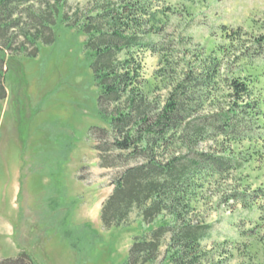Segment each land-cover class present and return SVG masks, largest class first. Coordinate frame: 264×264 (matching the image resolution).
I'll use <instances>...</instances> for the list:
<instances>
[{
	"label": "rangeland",
	"instance_id": "obj_1",
	"mask_svg": "<svg viewBox=\"0 0 264 264\" xmlns=\"http://www.w3.org/2000/svg\"><path fill=\"white\" fill-rule=\"evenodd\" d=\"M91 1L67 0V9L83 10ZM156 5L166 13L156 17L164 26L162 36L175 41L176 52L170 58L174 63L162 54L141 55L149 98L165 101L186 63L211 55L223 66L208 94L207 112L226 108L231 93L226 77L249 83L252 97L239 105L256 104L259 129L251 139L227 145L236 155H251V161L227 181L206 186L193 203L192 217L211 226L202 242L211 264H264V197L242 202L233 196L264 191V0H162ZM55 32V42L40 45L35 56L5 55L0 260L25 252L31 264H127L134 239L149 237L157 224L146 225L135 210L128 224L103 226L102 207L122 170L102 168L95 148L96 130L109 126L99 112L86 36L61 21ZM153 40L164 43L162 37ZM201 149L218 146L210 142ZM169 240L168 235L163 241L159 263Z\"/></svg>",
	"mask_w": 264,
	"mask_h": 264
},
{
	"label": "trees",
	"instance_id": "obj_2",
	"mask_svg": "<svg viewBox=\"0 0 264 264\" xmlns=\"http://www.w3.org/2000/svg\"><path fill=\"white\" fill-rule=\"evenodd\" d=\"M160 1L92 0L83 10L69 11L67 0H0V101L7 98L8 52L35 56L40 45L55 42L58 21L80 30L99 89V112L109 126L95 132L100 166L122 170L102 207L103 226H124L135 210L146 225L157 224L149 237L134 239L127 264H158L168 235L159 264H211L202 247L211 226L194 222L193 203L206 186L227 181L251 161V155H236L227 144L251 139L261 113L255 103L239 105L252 97L249 83L240 77L225 79L231 92L226 108L207 112L208 94L223 66L212 55L187 62L165 101L149 98L142 85L141 55L162 54L167 63H174L170 58L176 52L175 41L162 36L164 26L156 20L160 12L166 14L156 5ZM155 36L164 43L154 41ZM210 142L218 149H201ZM233 196L248 202L250 196L264 197V191ZM31 263L25 252L17 259L0 260Z\"/></svg>",
	"mask_w": 264,
	"mask_h": 264
}]
</instances>
